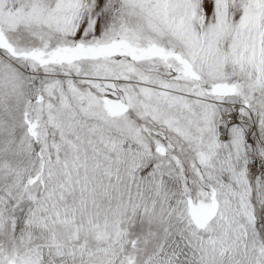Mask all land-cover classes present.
<instances>
[{
	"label": "snow or ice",
	"instance_id": "6c2138e0",
	"mask_svg": "<svg viewBox=\"0 0 264 264\" xmlns=\"http://www.w3.org/2000/svg\"><path fill=\"white\" fill-rule=\"evenodd\" d=\"M0 264H264V0H0Z\"/></svg>",
	"mask_w": 264,
	"mask_h": 264
}]
</instances>
